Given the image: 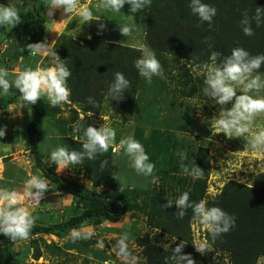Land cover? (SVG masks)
I'll return each instance as SVG.
<instances>
[{
  "label": "rangeland",
  "instance_id": "374dc122",
  "mask_svg": "<svg viewBox=\"0 0 264 264\" xmlns=\"http://www.w3.org/2000/svg\"><path fill=\"white\" fill-rule=\"evenodd\" d=\"M39 2L40 0L36 2L35 8L38 7ZM104 2L105 0H78L81 7H88L93 12V19L90 23H84L82 17L75 12L68 14L62 8L54 9L51 17L46 15V19L51 22L46 27L44 42L51 45L60 34L67 35L72 38L71 41L80 44L91 41L95 36L100 41L108 43L117 39L119 44L132 45L138 49L139 56H141L142 50L137 45L143 44L145 39V23L137 18L143 11L140 10L137 14L132 12L124 14L123 11L117 13L98 6ZM10 3L15 2L11 0ZM52 4L53 2L50 6ZM27 5L25 8H29ZM16 6L21 10L24 9L23 6ZM132 15L135 19V27L130 35L124 37L119 31V26L130 24L131 21L127 17ZM96 17H99L100 20L96 21ZM8 31H12L11 34L14 37L17 26L8 28ZM15 50L16 43L13 42L8 52L12 55ZM55 53L62 59V54H59L58 49ZM155 53L164 70V78L154 76L149 84L139 75L134 101L127 103L123 100H112L106 92L100 99L102 109L99 104V112L87 111L88 113H85L82 111L83 106L77 103V97L71 92L68 102L57 105L59 112L54 117H47L41 121V133L43 132V134L37 132L33 135H37V143L40 144L46 142L50 146L52 142L64 143L69 150L83 151L84 127H81L82 131H74L76 123L79 122L86 127L89 124L83 119L88 117L92 123L90 125L94 127L98 128L102 124L113 127L116 130V138L107 152H98L94 160L84 159L82 164L78 165L81 167L79 169L70 164L69 168L59 171L55 167L54 171L63 179L86 183V189H90L89 180L93 182L91 177L94 176V171H102L105 174V178H102L106 179L105 182L101 179L97 186L93 182L91 190L98 189V193L106 194V198L110 202L117 203L124 198L131 203L132 190L137 189V193H139L136 203L138 209L126 210L117 223L111 224L105 220H102L103 222L98 225L88 223L96 226H88L83 230L85 235L91 233V236L87 238L90 241L89 245V242H83L68 248L64 247L67 240L69 241L68 245L74 243L71 233H68L65 238L59 239L39 236L18 239L12 244V249L15 252L25 251L29 248V252L26 258L21 260V264H127L124 258L116 254L115 247L123 233H128V247L130 252L138 257L137 264H166V257H169L171 251L182 241L177 237L173 241L175 236L161 232L162 227L172 229V224H182L187 229V235L183 241L188 246L184 247L182 254H190L195 257L196 264H202L200 258H204L203 260L209 264H230V255L219 250L212 234L193 218L194 214L191 208L186 209L185 215L181 218L176 215L178 209L175 205L159 209L153 207L151 212L152 214L156 213L154 215L156 220L152 224L143 210L146 208L148 200L143 199L140 193L150 188L162 195V199L166 202L169 199L174 201L181 193L188 191L189 199L197 202L198 188L195 181L198 178H203L206 180V189L201 200H206L210 207L226 184L235 182L248 187L252 186L256 176L264 172V153L252 150L249 141L254 133L264 130V112L253 117L249 132L242 137L235 135L226 137L223 133H218L213 118L218 116L221 106L204 97L206 70L202 68V65H196L191 61L176 60L169 54ZM4 57L7 58L6 55ZM45 59L44 65L47 67L51 64L53 57L47 55ZM240 91H242V86L237 87V92ZM249 94L264 97V90L259 93L252 91ZM202 100L204 102L200 104ZM231 106L232 102H229L223 107L227 109ZM30 122L27 125L26 133ZM59 125H64V130ZM135 126L143 127L146 136L149 135L151 129L158 128L163 131H175L178 135H183L194 141V147L190 145L188 151H193L195 157L192 162L202 170L203 175L190 177L183 172L170 173L167 176L156 173H152L150 176L137 174L131 166L130 157L119 146V141L122 138L133 135ZM110 151L114 155L112 159L108 157ZM197 152H199L198 155ZM25 154H19V157L25 156ZM106 156L108 158H105ZM122 157H126L124 162L121 161ZM98 160L110 162L113 166L104 163L101 167L103 162ZM42 162L48 167L52 160L50 157H44ZM96 162L99 164L92 166ZM85 164L91 165L92 169H85ZM80 172L87 174V177L82 174L78 175ZM148 177L151 178L148 179ZM146 178L150 180L149 186H145L148 183ZM86 179L87 181H85ZM241 180L243 183L240 182ZM63 203L68 204L69 200L68 202L63 200ZM84 209L85 206L77 205L70 214L66 211L64 217L80 213ZM176 228L175 225L174 230ZM1 236L2 234H0ZM35 239L39 242V244L37 243L39 258L37 259L33 257L37 251L31 245ZM46 240L51 241V244ZM199 242H206L210 245V248L206 249L203 254L195 249L194 244ZM58 247H62V249ZM92 251L104 253L109 260L107 262L95 260L89 254ZM0 252H2L1 245ZM1 264H4L3 260ZM254 264H264V256H259Z\"/></svg>",
  "mask_w": 264,
  "mask_h": 264
},
{
  "label": "trees",
  "instance_id": "16d2710c",
  "mask_svg": "<svg viewBox=\"0 0 264 264\" xmlns=\"http://www.w3.org/2000/svg\"><path fill=\"white\" fill-rule=\"evenodd\" d=\"M2 1L5 2V0ZM37 1H30L27 3L29 8H25V5L23 10L16 6H22L19 1L6 3V5L15 4L14 6L17 7L22 17V22L17 24L19 33L16 36V50L7 57V62L4 65L6 67L15 64L19 57L23 59L21 62L23 64L22 70L27 66L33 69L36 67L39 56L34 55L31 59L32 64H26L30 60L26 56L30 52L27 51L26 45L44 41L47 27L45 12L53 0H40L38 7L35 8L34 5ZM204 2L213 5L217 9L211 24L201 22L197 16L191 13L188 0H150V3L141 9L143 11L141 16L137 18V20L145 23V27L143 26L145 28L143 44H147L159 54H169L176 60L191 61L196 65L210 62L209 56L212 51L221 52L222 55H230L232 48L237 46L246 49L253 56L264 53V23L257 27L253 20L254 34L251 36H246L240 25V20L245 13L252 17L255 15L256 7L264 8V0H204ZM121 11L124 14H130V4H125ZM114 38L116 39V35ZM71 40V37L60 34L52 48L54 51L58 49L59 54H62V60L72 71L67 84L73 95L77 97V103L83 106V112H99L100 106L102 109L100 99L103 94L108 92V85L114 79L115 72L124 73L129 81V88L123 94V99L121 100L127 103L135 100L134 96L137 92L139 74L134 67V62L140 57L138 49L132 45L119 44L116 41L117 39L111 43L102 42L96 36L84 44ZM259 71L264 72V65L261 66ZM88 97L94 98L96 101L95 107L88 102ZM110 98L112 99L111 96ZM47 101V97L42 96L36 104L30 105L26 101H22L20 93L16 89L13 94L0 95V109L12 103H25L31 107L33 117L27 132L29 138L28 147L33 157L34 170H38L40 172L39 175L46 177L49 182L50 189L46 193L59 191L72 194L76 205L71 206L69 214L77 205L85 206V209L80 213L71 214L60 223L48 221L47 226L41 223L42 211L33 212L35 223L29 237H33L36 234L63 236L64 233L78 228L85 222L96 223L95 225L103 222L102 220L111 224L117 223L126 210L138 209L136 203L139 193H137V189L132 190L133 199L131 203L124 198L117 203L110 202L106 198V194L97 193V189H86L56 175L54 171L55 163L52 162L47 167L42 162L44 157L50 156V152L54 148L66 145L52 142L44 152H41L38 151L37 144L33 141V135L37 132L41 133V121L47 117H54L59 112L57 106H51ZM83 121H86L87 124L91 123L88 117L84 118ZM59 127L63 128V130L65 128L64 125H59ZM80 131H82L81 128ZM132 136L142 143L150 161L155 165L153 174L167 176L170 173H181L183 172L181 169L182 163L191 167L195 156L193 151H188V148L193 145L194 141L187 137L178 135L175 131H163L158 128L151 129L149 135L146 136L144 128L140 126H135ZM181 150L187 154V159L184 161H181L180 157L176 155ZM198 154L199 152H197ZM112 156L114 155L111 151L108 152V157L112 159ZM108 157L106 156L105 158ZM125 158L122 157L121 161L124 162ZM98 161L105 162L102 160ZM106 163L108 166L111 165L110 162ZM98 164L96 162L92 166H97ZM74 166H77L76 169L81 168L78 165ZM92 166L85 164V169L90 170ZM91 178L97 186V183L101 182L102 178H105V174L102 171L95 170L94 176ZM150 178L148 177V179ZM148 179L146 178V180ZM105 180L102 179L104 182ZM205 182L206 180L203 178H198L195 181V185L198 188L197 202L201 200L206 189ZM149 183L150 180L145 186H149ZM140 194L143 199L146 198L148 200L146 201V208L143 210L153 224L156 220L154 216L156 213L152 214L151 209L153 207L163 208L162 206L166 202L162 199V195L157 194L150 188ZM211 206L220 207L235 217V226L230 228L228 232L214 238L219 250L230 255V264H254L259 256H264V172L259 173L255 178L254 184L249 187L235 182L226 184L217 194ZM175 225L177 228L174 230ZM162 228L161 232L175 236L180 240H184L185 235H187V229L182 224H172V229L168 227ZM81 235L82 237L85 236L83 233ZM0 241L2 248L0 264L2 260L4 264H21V260L26 258L29 248L25 249V251L15 252L12 249L14 241L9 237L2 235ZM68 242L67 240L63 246L68 248L83 242H89L88 245L90 244L89 239L84 238L74 240V243L69 245ZM37 243L39 244L36 239L31 243L37 251L33 255L34 259L39 258ZM58 248L62 249V247ZM89 254L100 262L109 260L104 253L92 251ZM191 257L193 260L196 259L193 256ZM203 259H199L202 264H209Z\"/></svg>",
  "mask_w": 264,
  "mask_h": 264
},
{
  "label": "clouds",
  "instance_id": "9594fccd",
  "mask_svg": "<svg viewBox=\"0 0 264 264\" xmlns=\"http://www.w3.org/2000/svg\"><path fill=\"white\" fill-rule=\"evenodd\" d=\"M10 2L5 0V2H1L3 4H0V27L9 26L13 28L22 22V17L17 7L11 4L6 5V3ZM148 3H150V0H105L104 3L98 6L119 13L125 4H130L131 12L135 14ZM188 6L191 13L197 16L201 22H208L209 24L212 23L217 12L213 5L205 3L204 0H188ZM58 8H62L68 14L73 12L79 14L84 23H90L93 19V12L88 7H81L78 4V0H53L52 6L46 10V15L51 17L53 10ZM127 19L131 21L130 24L119 26V31L124 37L130 35L135 27L133 15L127 17ZM98 20L100 18L96 17V21ZM253 20L257 27L264 23V8L256 7L255 15L252 17H249L246 13L243 15L240 25L246 36L254 34ZM44 41L28 44L26 48L32 55H50L53 57L51 64L47 67L38 64L34 69L30 66L25 67L11 81L9 80V74L12 69L9 70V67L0 66V95L8 93L10 87H14L18 89L22 101H26L30 105L36 104L42 96H46L52 106L68 102L71 90L68 87L67 80L72 75V71L66 66L64 60L60 59L55 53L51 47L52 44L48 45ZM137 47L142 50V55L134 62V67L137 69L138 74L149 84L154 76L164 78V70L154 50L147 44H139ZM209 61L202 65L207 74L204 81L206 87L203 89V94L204 97L221 106L218 116L213 118L217 125L218 133H223L226 137H232L233 135L242 137L249 132L253 117L260 112H264V97L249 94L252 91L259 93L264 90V73L259 71L261 66L264 65V53L253 56L246 49L237 46L232 48L230 55H222L221 52L212 51ZM238 86H242V91L237 92ZM128 88L129 81L124 73L115 72L114 79L108 85V95L112 97V100L119 101L123 99V94ZM88 102L94 107L96 106V101L93 97H88ZM203 102L202 100L200 104ZM229 102H232V106L225 109L223 106ZM81 127H84L83 138H85L82 144L83 151L69 150L66 145H61L50 152V158L59 171L69 168L70 164L80 165L85 158L94 160L98 152H107L115 141L116 130L113 127L104 124L98 128L90 124L85 127L78 122L74 125V131H79ZM4 136L5 129L0 127V138ZM33 141L38 148L37 135L33 136ZM28 143L29 141H27L26 151L31 154ZM249 144L251 149L257 153H264V130L254 133ZM119 146L130 157L131 166L137 174L150 176L153 173L155 165L150 161L142 143L134 136L129 135L122 138L119 141ZM176 155L180 157L181 161L187 159V154L182 150L178 151ZM104 163L106 161L101 164V167H103ZM181 169L183 173L189 176L200 177L203 175L202 170L195 166L193 162L191 167L182 163ZM81 174L87 175L84 172L78 173V175ZM58 176L63 178L61 175ZM65 180L85 188L87 186L83 182L70 181L66 178ZM89 182V190H91L93 188L91 185L92 181L89 180ZM240 182L243 183V180ZM48 187L49 182L42 175H32L24 182L22 191L0 186V234L9 237L12 241L27 239L35 223V218L29 209L40 205V201L48 191ZM70 195L72 196V194ZM73 205H76V203L69 204L66 210L62 209L61 221L69 216L64 217V213L66 211L69 212ZM172 205L176 206L178 209L176 215L181 218L185 215V210L191 208L194 214L193 218L212 234L213 239L222 233L228 232L230 228L235 226V217L233 215L225 212L220 207H209L206 200L191 201L188 191L181 193L174 201L172 199L167 200L162 207L168 208ZM88 223L85 222L78 228L64 233L63 236L55 234H36L35 236L44 238V236L53 235L57 237L56 239H59L65 238L68 233H71L73 240L87 239L91 236V233L82 237L81 233L85 234V232L78 230L92 225ZM47 225L48 223L45 224V226ZM128 239V233L121 235L115 246L116 254L124 258L127 264H137L138 257L130 252ZM175 240L176 237L173 238V241ZM49 244H51V241ZM185 245L182 240L171 251V255L166 257V264H196L190 254H182ZM194 246L196 251L201 254L210 248V245L206 242H199L194 244Z\"/></svg>",
  "mask_w": 264,
  "mask_h": 264
},
{
  "label": "crops",
  "instance_id": "0c3cea01",
  "mask_svg": "<svg viewBox=\"0 0 264 264\" xmlns=\"http://www.w3.org/2000/svg\"><path fill=\"white\" fill-rule=\"evenodd\" d=\"M6 1L10 2V0ZM14 1H19L20 5L25 6L27 5V3L33 0ZM0 4L3 3L0 2ZM49 22H51V20H47L46 24H48ZM8 28L10 27H0V66H4L7 62V58H5L4 55H6L7 57L11 55L8 50L13 44V42H17L16 36L19 33L17 29L15 36L13 37L11 34L13 30L8 31ZM26 56L30 58V60H28L26 64H32L31 59L34 55L28 53ZM35 56H39L36 62V66L38 64L41 66H45V57L47 55L36 54ZM22 61L23 59L19 57L15 64L9 66V70L12 69L9 74L10 81L15 79L19 71H22ZM15 90L16 89L14 87H10L9 92L7 94H13ZM32 113L33 112L31 111L30 106L25 103H12L0 109V127H3L5 129V136L0 138V186L2 187L22 191L24 187V182L29 179L32 175H39L40 173L38 170H34L33 157L31 154L27 153L28 151H26L28 141L26 129L29 121H31L32 119ZM47 148L48 145L46 144V142H44L43 144L38 143V151L44 152V150ZM19 154H25V156L19 157ZM48 189H50V186L48 187ZM63 200L64 202H68L69 200V203H63ZM72 203H75V201L70 194L61 193L59 191L48 192L41 199L39 206L35 208H30L29 210L31 214L36 211H42L40 220L43 224H47L48 221L58 223L62 219V209L64 208V210H66L67 206ZM90 227L96 226L91 225ZM84 228L78 231L83 232ZM44 237L57 238L53 235ZM46 241L50 243L49 240Z\"/></svg>",
  "mask_w": 264,
  "mask_h": 264
},
{
  "label": "water",
  "instance_id": "95a60500",
  "mask_svg": "<svg viewBox=\"0 0 264 264\" xmlns=\"http://www.w3.org/2000/svg\"><path fill=\"white\" fill-rule=\"evenodd\" d=\"M110 263V262H109Z\"/></svg>",
  "mask_w": 264,
  "mask_h": 264
}]
</instances>
